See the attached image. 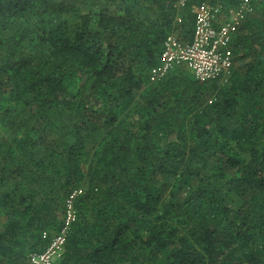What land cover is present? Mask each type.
<instances>
[{"label":"trees","instance_id":"1","mask_svg":"<svg viewBox=\"0 0 264 264\" xmlns=\"http://www.w3.org/2000/svg\"><path fill=\"white\" fill-rule=\"evenodd\" d=\"M250 2L230 74L150 81L194 10ZM0 0V264H264V0ZM181 22H177V17Z\"/></svg>","mask_w":264,"mask_h":264},{"label":"built area","instance_id":"2","mask_svg":"<svg viewBox=\"0 0 264 264\" xmlns=\"http://www.w3.org/2000/svg\"><path fill=\"white\" fill-rule=\"evenodd\" d=\"M187 0H179L180 9ZM246 1L235 9L226 11L221 6L202 4L195 12L193 39L183 43L175 34H170L163 43L159 64L151 69L150 81L155 83L176 70L187 69L197 81H206L220 76H227L233 66L231 42L233 35L247 11L252 9ZM177 22H181L177 17ZM83 189H76L67 199L63 223L58 232L44 233L48 247L30 255L31 264H57L63 255L72 226L77 222L76 200Z\"/></svg>","mask_w":264,"mask_h":264},{"label":"rangeland","instance_id":"3","mask_svg":"<svg viewBox=\"0 0 264 264\" xmlns=\"http://www.w3.org/2000/svg\"><path fill=\"white\" fill-rule=\"evenodd\" d=\"M246 5H249V7H250V4L249 3H245ZM252 7V6H251Z\"/></svg>","mask_w":264,"mask_h":264}]
</instances>
